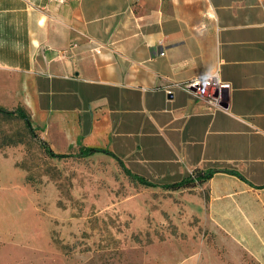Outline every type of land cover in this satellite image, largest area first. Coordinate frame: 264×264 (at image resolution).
Instances as JSON below:
<instances>
[{"label":"crops","instance_id":"1","mask_svg":"<svg viewBox=\"0 0 264 264\" xmlns=\"http://www.w3.org/2000/svg\"><path fill=\"white\" fill-rule=\"evenodd\" d=\"M215 70L225 109L165 90ZM0 105L192 211L207 228L180 264H264V0H0Z\"/></svg>","mask_w":264,"mask_h":264},{"label":"rangeland","instance_id":"2","mask_svg":"<svg viewBox=\"0 0 264 264\" xmlns=\"http://www.w3.org/2000/svg\"><path fill=\"white\" fill-rule=\"evenodd\" d=\"M41 139L17 113L0 112V264L196 259L207 227L192 211L171 219L162 207H176L117 160L71 149L52 156Z\"/></svg>","mask_w":264,"mask_h":264},{"label":"built area","instance_id":"3","mask_svg":"<svg viewBox=\"0 0 264 264\" xmlns=\"http://www.w3.org/2000/svg\"><path fill=\"white\" fill-rule=\"evenodd\" d=\"M200 27H204L201 24ZM177 87L189 93L215 109H225L226 98L224 89L229 87V83L223 80L217 70L203 75L194 76L186 80L174 81L165 88L171 93L172 88Z\"/></svg>","mask_w":264,"mask_h":264},{"label":"trees","instance_id":"4","mask_svg":"<svg viewBox=\"0 0 264 264\" xmlns=\"http://www.w3.org/2000/svg\"><path fill=\"white\" fill-rule=\"evenodd\" d=\"M0 112H4V113H8V114H12V113H17L23 120L24 122L26 123L28 129L30 131H34L35 129V126L32 125L31 121H30V118H29V114L27 113V111L24 109V107H22L21 105H17L16 107H14L13 109H8L2 105H0ZM41 142L43 143L46 151L52 155V156H57V157H61V156H65V155H70L71 153L70 152H56L54 151L51 146L43 139H41ZM96 151H103L105 153H111L108 149H105V148H101V147H98V146H90V145H81L79 148H78V155L80 156H85V155H89V154H92ZM119 163L121 165L124 166V164L118 159ZM212 173V170H206L200 174H196L195 177H197L199 180H203L207 177H209ZM137 179L145 184V185H154V183L152 181H149V180H146L144 179L143 177L141 176H137ZM193 179L194 177L190 176V175H187L185 176L184 178L178 180V181H175V182H169V183H166L164 184V187L166 188H175V187H179V186H186V185H191L193 183Z\"/></svg>","mask_w":264,"mask_h":264}]
</instances>
